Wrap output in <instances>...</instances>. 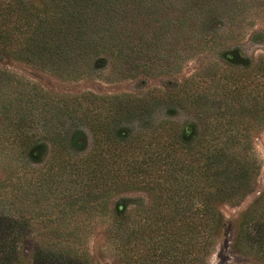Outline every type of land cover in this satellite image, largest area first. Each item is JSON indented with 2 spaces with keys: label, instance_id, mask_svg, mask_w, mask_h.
<instances>
[{
  "label": "trees",
  "instance_id": "16d2710c",
  "mask_svg": "<svg viewBox=\"0 0 264 264\" xmlns=\"http://www.w3.org/2000/svg\"><path fill=\"white\" fill-rule=\"evenodd\" d=\"M125 1L0 0V54L76 71L107 49ZM190 102L202 114L210 109L206 95ZM152 104L158 103L130 95H49L0 69V115L7 122L0 155L35 161L51 147L44 168L0 184V264H94L75 216L108 211L114 194L134 188L155 200L112 211L109 241L124 264H208L225 225L216 204L250 188L259 170L251 134L236 129L229 112L224 127L216 116H203L201 131L168 122L128 132L131 121L145 122ZM260 104L256 98L252 108ZM85 128L93 146L81 155ZM23 231L37 236L30 247L21 244ZM231 247L264 262V196L240 216Z\"/></svg>",
  "mask_w": 264,
  "mask_h": 264
},
{
  "label": "rangeland",
  "instance_id": "374dc122",
  "mask_svg": "<svg viewBox=\"0 0 264 264\" xmlns=\"http://www.w3.org/2000/svg\"><path fill=\"white\" fill-rule=\"evenodd\" d=\"M108 35L107 49L76 71L60 73L7 54H0V69L49 95H130L157 102L143 116L145 122L128 123L131 134L168 122L178 129L194 124L201 131L204 118L215 116L224 127L222 116L232 113L238 120L236 129L251 134L259 170L250 188L216 204L225 225L208 264H264L255 255L237 254L231 247L240 216L264 196V0H126ZM167 94L172 97L164 98ZM199 94L206 95L210 104L203 114L190 102ZM256 98L263 104L252 108ZM243 103L247 107L240 110ZM6 124L0 115L1 138ZM84 135L81 155L93 146L88 128ZM50 156V146L35 161L10 152L0 155V184L30 176L44 168ZM154 200L155 194L144 188L121 190L111 197L108 211L75 216L94 264H124L109 241L115 206L147 208ZM20 221L23 225L21 216ZM34 238L35 234L23 231L22 246L30 247Z\"/></svg>",
  "mask_w": 264,
  "mask_h": 264
}]
</instances>
